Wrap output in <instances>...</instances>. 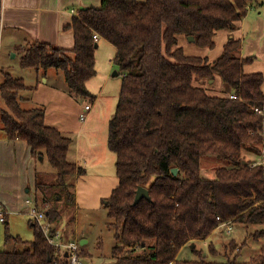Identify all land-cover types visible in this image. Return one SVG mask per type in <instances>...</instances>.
Returning <instances> with one entry per match:
<instances>
[{"label":"trees","instance_id":"16d2710c","mask_svg":"<svg viewBox=\"0 0 264 264\" xmlns=\"http://www.w3.org/2000/svg\"><path fill=\"white\" fill-rule=\"evenodd\" d=\"M255 1L101 0L98 8L79 9L64 27L73 32L71 49L41 42L20 49L22 68L61 71L69 95L91 100L95 96L87 82L96 75L98 42L115 49L113 63L123 76L108 123L107 146L116 157L118 185L105 199L108 225L115 229V264H264V246L246 262L237 260L245 243L231 241L223 253L209 245L220 261L207 260L195 247L228 221L254 228V239L264 236V169L245 156L262 154L264 115L255 109L264 110L263 75L243 72L254 58L236 57L237 39H229L222 54L209 62L186 55L177 38L192 37L198 47L212 49L215 31L233 29ZM216 75L231 89L229 96H211L193 85L194 76L214 80ZM25 89L23 79L1 73L0 131L9 140L24 141L33 156L45 157L57 172L62 196L73 203L67 178L85 170L67 160L72 139L46 125L43 108H21L19 93ZM203 156L221 159L227 166L204 178ZM56 186L37 179L42 195L48 196ZM139 186L148 190L150 200L134 205ZM47 202L45 216L54 236L62 209L54 200ZM31 226L33 240L22 241L8 235L5 222V245L13 241L23 250L1 249L0 264H68L39 225ZM190 244L198 259H177Z\"/></svg>","mask_w":264,"mask_h":264},{"label":"crops","instance_id":"0c3cea01","mask_svg":"<svg viewBox=\"0 0 264 264\" xmlns=\"http://www.w3.org/2000/svg\"><path fill=\"white\" fill-rule=\"evenodd\" d=\"M100 4L101 0H0V82L2 72H7L14 78L23 79L26 89L21 95V107L24 109L43 108L46 125L56 128L72 139L67 160L69 161L70 156L71 161L69 162L80 165L85 170L83 175L75 177V187L73 188L75 223L74 227H68L67 221L63 218L66 209L61 207V219L54 226L62 242H78L80 240L79 244L83 246L88 245L90 237L80 238L77 234V219L80 209L97 208L100 201L107 199L118 185L115 168L111 175L96 174L95 171L100 169V166L101 169L104 167L102 163L96 164L101 161V158H96V155L97 153L105 155L106 161H109L114 167L116 157L115 154L112 155L108 151L106 127L103 125H101L103 140L105 134L106 142L105 147L103 144V148L99 149L100 145L96 133L98 126L95 124L96 113L98 112L95 107L96 101L92 102L93 105L86 112L85 121L80 122V115L87 103L74 102V98L65 91L64 80L56 71L50 69L43 72L42 70L22 68L20 66V49L31 42L47 43L61 49H71L74 45L73 32L72 30H65L64 27L71 23L79 9L98 8ZM261 15V12L255 14L253 5H250L246 16L236 21L233 29L215 31L213 36L214 47L212 49L203 48L209 51H203L202 57L213 62L216 57L222 54L224 45L229 39L239 40L240 48L235 55L240 59L254 58L252 62L243 66V72L245 74L260 73L263 75L261 89L264 94V18ZM101 41L103 40L98 42V47ZM103 42L109 46L108 56L105 60V67L101 69L100 73L95 53V76L99 75V78L105 79L104 87L109 81V74L113 69L115 49L108 42ZM91 80L87 82V88L92 94L91 84L93 81ZM115 108L116 106H113L111 110L107 111L110 116L109 119ZM262 113L264 115V110ZM86 131H88V136H86ZM245 156L252 165L259 164L264 169V130L262 154L256 156L246 153ZM38 158L31 154L24 141L9 140L0 131V206L6 212L5 221L2 223L7 222L10 213H29L31 206L37 207L44 213L49 208L50 204L47 202L50 200L49 198L34 196L37 191L36 183L39 174ZM41 158L40 161L44 159ZM30 187L36 190L33 192V197H27L30 193ZM220 229H216L202 242H211ZM81 251L86 254L83 258L85 264H89L90 254L86 249H81ZM102 258H107L108 262L102 259L96 264H115L111 256H103Z\"/></svg>","mask_w":264,"mask_h":264},{"label":"rangeland","instance_id":"374dc122","mask_svg":"<svg viewBox=\"0 0 264 264\" xmlns=\"http://www.w3.org/2000/svg\"><path fill=\"white\" fill-rule=\"evenodd\" d=\"M146 0H142L139 3H144ZM253 11L255 14L258 12L262 13V18H264V2L263 0H257L253 2ZM178 47H182L183 51L186 55L190 56H198L202 57L204 52L203 51H209L207 49H203L195 45L193 42H190L188 38L185 36H178ZM108 44H105V42L101 41L100 46L96 49V55H97V67L98 71L101 73V69L105 67V60L108 56ZM218 57H216L217 59ZM113 69L110 72L109 81L107 84L104 85L105 79L97 77H93L91 81V88L92 95L97 96L95 100H91V98L86 99H73L74 102L77 101L79 103H87V105L91 106L93 105L92 102L96 101L95 107L98 110L96 113L95 118V124L97 127V138L99 142V149L103 148V144L105 147L106 142V136L108 133V123H109V115L107 114V111L111 110L113 106H117L118 103V96L119 91L121 87L122 82V73L117 65L112 63ZM52 71H56L52 69ZM59 73L60 77L64 80V75L61 71H56ZM115 74V75H114ZM118 74V75H117ZM59 79V78H57ZM56 79V80H57ZM65 84V83H64ZM193 85L196 87H201L206 90V92L211 96H229L231 94V89L220 79L218 75L215 76L214 80H202L199 79L197 76H194ZM24 90H22L19 93V103L21 106V99H22V93ZM66 91V87H65ZM22 108V107H21ZM24 109V108H23ZM101 113V114H100ZM106 120V121H105ZM81 122V121H80ZM101 125L106 127V136L104 134V140H103V128ZM105 132V130H104ZM86 136H88V131H86ZM109 153H112L110 150H108ZM245 151L243 150V153ZM247 153V152H246ZM42 156H39L37 159V163L39 166V174H38V182L42 181L45 183H52L57 184V172L56 170L51 166L49 161L44 157L42 161H40V158ZM101 158V161L96 163H102L103 168L97 169L95 172L97 175L99 174H106L111 175L114 172V166L109 162L106 161L105 155L97 153L96 158ZM69 161H71V157L69 156ZM227 166V163L221 159H218L213 156H203L201 158V175L204 178L210 179L214 176V171L219 167ZM67 183L71 184L72 186L69 187V189H73L75 187V177H68ZM34 187V186H32ZM30 187V193L27 195V197H33L34 188ZM36 191V190H35ZM44 193L40 191H36V197H44L46 195H42ZM60 195L61 199L57 196ZM64 193L61 191L60 187H53L51 191H49V195L46 196V198H49L51 201L54 200L55 204L61 208L65 207L66 211L63 213V218L67 221L68 227H74L75 223V205L74 203L70 201H66L65 197H63ZM7 225H8V235L11 237H19L22 241H32L34 238V232L33 228L31 226V223H33L32 217L29 213H10L7 217ZM109 223H111V220L108 218L107 210L105 208V199L101 200L97 208L93 209H86L79 211V217L77 219L78 224V236L81 237H90V241L88 242L87 246H83L81 244V249H86L88 253L90 254V258L88 260L89 264H96V262L99 263L102 259L105 260V262H108L107 258H102L103 256H111V251L113 246L116 244L114 239V233L115 229L109 227ZM231 232L226 233L224 228H221L218 232H216V236L212 239L211 242H202L198 241L196 244V249L200 250L203 255L206 256L207 260L209 261H220L221 257L220 255H214L209 252V245H212L215 250H217L219 253H223L225 250H229L228 244L231 241H236L238 245H243L240 252L237 254V260L239 262H246L249 260V258L255 254H257L262 246H264V236L259 239H254L251 236L252 231L254 228H248L241 226L240 224H236L231 226ZM80 241V240H79ZM77 243H80V242ZM192 244L185 246L182 248L177 256V259L179 260H197L198 255L193 252ZM17 249V250H23V246L20 245H14L13 241L9 242L7 245H5V224L0 223V250L6 249ZM60 255V254H59Z\"/></svg>","mask_w":264,"mask_h":264},{"label":"built area","instance_id":"2783aa9c","mask_svg":"<svg viewBox=\"0 0 264 264\" xmlns=\"http://www.w3.org/2000/svg\"><path fill=\"white\" fill-rule=\"evenodd\" d=\"M93 39L97 41L98 36L93 35ZM231 97L234 96L231 95ZM89 109H90L89 105L84 106L83 112L80 115V121L82 122L85 121L86 112H88ZM255 112L258 114L262 113V111L259 109H255ZM27 203H29V201H27ZM29 214L32 217L33 222H36L39 225L47 241L59 251V254L61 256L64 255L66 257L68 264H85L84 259L79 254L81 251L79 243L62 242L59 238L58 232H56L54 236H50L49 234L50 224L46 220L45 213L41 210H38L37 207L31 206V209L29 210ZM5 216H6V212L0 206V223L5 221ZM231 226H232L231 223L228 221L221 223L217 229L224 228L226 233H230L232 229Z\"/></svg>","mask_w":264,"mask_h":264},{"label":"water","instance_id":"95a60500","mask_svg":"<svg viewBox=\"0 0 264 264\" xmlns=\"http://www.w3.org/2000/svg\"><path fill=\"white\" fill-rule=\"evenodd\" d=\"M188 40L190 42H193L194 41V39L192 37H188ZM41 159L42 158H40V160ZM177 171H178L177 168H173L171 170V173L173 175H176L177 174ZM142 199L150 200V196H149V192H148V190L146 188L139 186L137 188L136 192H135V197H134L133 204L136 205ZM191 247L193 248L194 247V244H192Z\"/></svg>","mask_w":264,"mask_h":264}]
</instances>
